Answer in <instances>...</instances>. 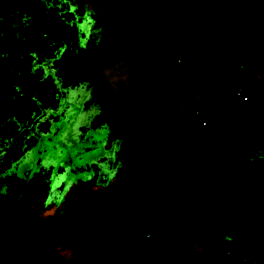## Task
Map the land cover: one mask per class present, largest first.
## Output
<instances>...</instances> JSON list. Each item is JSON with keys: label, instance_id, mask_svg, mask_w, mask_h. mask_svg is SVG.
I'll return each instance as SVG.
<instances>
[{"label": "rangeland", "instance_id": "rangeland-1", "mask_svg": "<svg viewBox=\"0 0 264 264\" xmlns=\"http://www.w3.org/2000/svg\"><path fill=\"white\" fill-rule=\"evenodd\" d=\"M38 1L40 10L29 9L37 0H0V26L17 22L8 29L18 45L2 48L9 58L7 70L18 66V56H9L8 50H26L31 43L26 71L48 90L37 98L29 92L16 98L0 95V179L16 175L30 185L28 199L16 215H8L15 234L9 243L0 242V264H36L33 249L21 262L14 257L23 240L21 225L33 217H64L71 189L92 178L102 201L69 238L70 248L55 251L52 264H73L110 240L99 237L98 229L110 204L122 198L112 186L131 155L119 154L125 145L120 128L91 121L104 111L98 103L104 95L126 105L141 124L136 134L144 145L139 211L146 239L220 258L230 250L231 260L264 263V246L253 244L262 242L264 233L256 236L263 224L243 222L228 203L218 201L207 172L218 165L237 180L231 156L239 152L259 174L264 169V116L210 101L181 118V111L199 97L160 69L144 0H104L109 22L100 27L86 0ZM160 23L172 55L181 65L190 63L194 79L236 98L241 89L249 101L264 104V0H160ZM40 35L41 43L33 42ZM92 45L97 53L88 68L99 78L73 80L68 61L82 59ZM132 248L109 253L129 256ZM155 257L146 264H190ZM38 263L49 262L39 257Z\"/></svg>", "mask_w": 264, "mask_h": 264}, {"label": "trees", "instance_id": "trees-1", "mask_svg": "<svg viewBox=\"0 0 264 264\" xmlns=\"http://www.w3.org/2000/svg\"><path fill=\"white\" fill-rule=\"evenodd\" d=\"M86 1L94 9L95 24L99 27L106 25L109 22V16L105 8L104 0ZM39 2L37 0L34 6L29 9L36 8V10H40L43 4ZM253 2L258 4L259 0H253ZM144 3L149 6V0H144ZM6 8L9 10L10 5ZM1 13L2 11L0 10V20ZM9 26L15 28L17 22L11 21L10 25H6V27L4 25V28L0 26V29H2L0 33V44L1 41L3 42L0 46V95H6L8 98H16L27 92L30 94L33 93L36 98L47 95L48 90H43L41 83L32 81L31 70L29 72L26 71V63L28 62L29 64L27 55H31V43L26 50H8L10 52L9 56L11 54L18 56V66L13 71L7 70L9 58L8 55L4 56L2 54L3 49L18 45V39L14 34L15 32L13 33V31L9 30ZM36 41H39L40 44L42 36L40 35L33 42ZM36 44V46H40L38 43ZM151 45L152 51L158 59L160 69L170 80L186 92L192 94V97H195L196 95L194 93L182 86L168 73L152 43ZM39 51L42 52V50ZM96 53L97 46L92 45L82 59L73 58L68 61V68L73 80L83 82L99 78V74L93 73L88 68L90 60L96 56ZM175 59L178 60V58ZM181 66L189 74L190 63L186 62ZM38 72L40 73V71ZM2 80L3 83L1 82ZM210 101L217 102L206 98L202 99L201 97L198 100L191 101L186 106V109L181 111V118H186L189 112L195 113L202 107L204 102ZM98 103L104 111L93 115L91 119L92 123L95 125L108 124L120 128L122 131L121 138L125 141V145L121 147L119 154L123 156L131 155L130 163L120 173V181L112 186V191L122 193V198L110 204L98 229V236L110 239L103 246L123 240L149 241L146 239V229L140 220L139 211L144 199L141 160L144 145L136 137V134L141 128V124L134 119L131 110L113 96H100ZM1 114L2 112L0 110V116ZM231 162L234 166L237 180L231 179L228 176L229 173L223 167L218 165L208 167L207 172L213 178L215 197L222 203H228L234 215L239 217L243 222L262 223L263 232H260L256 236L259 239L260 234L262 235L264 233V169L261 168L259 174H254L253 168L239 152L231 156ZM95 184L96 180L92 178L71 189V193L68 195V206L64 217L28 218L21 225L20 233L23 236V240L21 246L15 249L14 257L21 262L27 257L26 255L30 250L33 249L31 254H35L36 257L39 256L42 259L46 258L49 262L48 264H52L54 253L57 249L70 248L69 238L78 231L84 221L85 215L92 213L95 207L102 201V195L93 191ZM2 185L4 186V192L0 190V242L9 243L15 234V230L8 219V215L17 214L20 204L30 196V185L25 179L16 175H8L1 178L0 186ZM253 244L255 247H260V245L264 246V237L262 242L254 241ZM132 249L133 251L129 256H124L122 254L123 252L113 255L106 253L88 264H146L154 261L156 254L169 256L147 248ZM1 250L0 248V256L3 254ZM83 257H79L75 263ZM38 259H36V264H39ZM237 262L264 264L261 262H253L243 257Z\"/></svg>", "mask_w": 264, "mask_h": 264}, {"label": "water", "instance_id": "water-1", "mask_svg": "<svg viewBox=\"0 0 264 264\" xmlns=\"http://www.w3.org/2000/svg\"><path fill=\"white\" fill-rule=\"evenodd\" d=\"M160 0H149V24L153 47L164 65L168 73L177 80L182 86L194 93L196 96L201 98L210 99L217 101L229 106L249 110L264 116V106L253 103L250 101H244L239 98L225 95L214 91L201 82L194 79L190 74H188L181 66V64L174 58L168 45L162 34L161 23H160ZM127 247L136 248H147L162 252L176 259L193 263V264H249L245 262H237L226 258L215 257L207 254L196 253L191 251L177 250L170 248L168 246L149 242V241H137V240H123L107 244L101 248H98L83 258H81L75 264H88L98 257Z\"/></svg>", "mask_w": 264, "mask_h": 264}, {"label": "built area", "instance_id": "built-area-1", "mask_svg": "<svg viewBox=\"0 0 264 264\" xmlns=\"http://www.w3.org/2000/svg\"><path fill=\"white\" fill-rule=\"evenodd\" d=\"M178 62H179V61H178ZM236 95H237L238 98L241 99V100L249 101V100H248V96L244 95V94L242 93V90H241V89H237V90H236ZM260 105H263V106H264V104H260ZM204 123H205V122H202V124H204ZM231 255H232L231 251H230V250H226V252H225L226 259H230ZM230 260H231V259H230Z\"/></svg>", "mask_w": 264, "mask_h": 264}, {"label": "flooded vegetation", "instance_id": "flooded-vegetation-1", "mask_svg": "<svg viewBox=\"0 0 264 264\" xmlns=\"http://www.w3.org/2000/svg\"><path fill=\"white\" fill-rule=\"evenodd\" d=\"M166 14H167V13H166L165 8H162V9H161V16H162V17H163V16L165 17Z\"/></svg>", "mask_w": 264, "mask_h": 264}]
</instances>
